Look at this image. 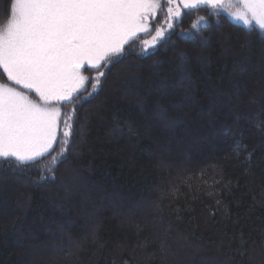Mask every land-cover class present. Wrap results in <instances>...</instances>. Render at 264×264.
<instances>
[{"label": "trees", "instance_id": "16d2710c", "mask_svg": "<svg viewBox=\"0 0 264 264\" xmlns=\"http://www.w3.org/2000/svg\"><path fill=\"white\" fill-rule=\"evenodd\" d=\"M201 15L211 27L185 39L180 29ZM144 37L77 107L73 150L55 181L33 183L50 157L24 171L0 168V264H47L31 248L53 242L64 248L52 254L56 264H162L155 238L165 230L175 252L167 264H264V131L254 127L264 128V33L201 8L141 56ZM0 82L11 84L2 69ZM241 132L246 149L237 155ZM64 168L88 195H68ZM93 230L97 241L69 254V238Z\"/></svg>", "mask_w": 264, "mask_h": 264}, {"label": "snow or ice", "instance_id": "6c2138e0", "mask_svg": "<svg viewBox=\"0 0 264 264\" xmlns=\"http://www.w3.org/2000/svg\"><path fill=\"white\" fill-rule=\"evenodd\" d=\"M233 7L238 10L230 11ZM201 8L207 9L209 16L226 14L233 22L240 21L250 29L254 25L264 33V0H7L0 23V69L11 85L0 83V168L24 171L50 157L33 183L55 181L57 167L73 150L77 107L102 89L104 69L124 58L129 51L126 45L139 40V33L151 36L140 45L139 55H148L176 34L185 15ZM209 27L208 19L201 15L180 33L195 42ZM179 57L184 60V53ZM82 69L95 70L97 75L90 78L82 74ZM91 80L95 82L88 91L85 84ZM18 88L34 93L38 101ZM240 96L237 89L238 101ZM68 104L72 107L62 111ZM259 114L264 116V109ZM254 127L264 131L258 124ZM79 131L82 135L83 125ZM241 135L237 133L234 141L237 155L246 149ZM247 160L251 168V153ZM136 229L137 233L143 230L139 224ZM89 239L97 241L94 230L76 240L69 238V254ZM169 241L167 230L155 238L162 264L175 255ZM246 244L241 233L240 247ZM138 246L146 249L148 243ZM238 254L243 257L246 253ZM48 264H56L55 258Z\"/></svg>", "mask_w": 264, "mask_h": 264}, {"label": "rangeland", "instance_id": "374dc122", "mask_svg": "<svg viewBox=\"0 0 264 264\" xmlns=\"http://www.w3.org/2000/svg\"><path fill=\"white\" fill-rule=\"evenodd\" d=\"M238 9L236 8V7H233L232 9H230V11H233V12H235V11H237ZM236 22H238V23H241V24H243L242 22H240V21H236ZM152 34L154 35L155 34V32H154V26H153V31H152ZM140 37H143V36H145L144 37V39L143 40H145V39H147V40H151V36L150 35H147V34H144V33H139L138 34ZM127 46V45H126ZM87 67V66H86ZM82 74L83 75H85V76H87V74L85 73V70H83L82 69ZM128 77H131L132 79L135 77L134 75L132 76V74L131 73H129V74H127V77L126 78H128ZM0 83H4V82H0ZM10 84V83H9ZM11 85V84H10ZM14 86V85H13ZM87 86H88V82L85 84V88H87ZM18 90H21V91H24L26 94H28L29 96H30V98L31 99H35V100H37L38 101V97H36L35 96V94L34 93H28L27 92V90L26 89H22V88H18ZM62 111H63V109H62ZM67 173V175H65ZM63 174V175H62ZM63 176H67V177H63ZM60 179L63 181V182H65L64 181V178H67V179H71L70 180V184L68 185V188H66V190H69V192L70 193H68V195H73L74 196V194H77V193H80V194H82V195H88V193H89V191L90 190H88L87 189V187H86V189H84V188H78L77 187V185H78V180L76 179V177H75V174H74V172H72V171H68V172H66V170H65V168L62 170V173H61V175H60ZM78 178H80V177H78ZM68 180V181H69ZM71 196H68V197H71ZM113 205V204H112ZM54 248H56V249H64L62 246H61V243H59V244H56V243H54L53 242V244L51 245V247L49 248V247H47V246H45V245H34L31 249H32V254L34 255V257L37 259V260H40L39 261V263L41 262V260H43L42 262L44 263V262H46L47 264H48V262L50 261V259L52 258V256L54 255L53 254V249ZM73 250H75V249H73ZM72 250V251H73ZM59 252V251H58ZM57 252V253H58ZM53 254V255H52ZM56 254V253H55Z\"/></svg>", "mask_w": 264, "mask_h": 264}]
</instances>
